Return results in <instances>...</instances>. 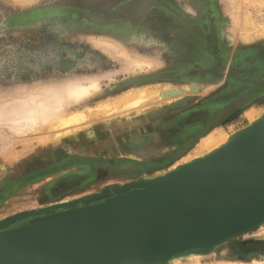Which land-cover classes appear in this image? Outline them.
Instances as JSON below:
<instances>
[{
	"label": "rangeland",
	"instance_id": "rangeland-1",
	"mask_svg": "<svg viewBox=\"0 0 264 264\" xmlns=\"http://www.w3.org/2000/svg\"><path fill=\"white\" fill-rule=\"evenodd\" d=\"M127 1L0 0V219L113 191L125 177L162 175L214 149L264 111V0H158L164 4H149L135 21L122 9ZM148 1L133 2L129 14L141 13ZM90 12L103 21L87 17ZM210 26L211 56L203 59V28ZM248 30L251 38L245 41L242 33ZM56 56L62 61L89 56L92 64L78 59L50 67ZM180 58L188 62L183 68H177ZM167 68L180 78L161 79L158 72ZM91 80L98 88L88 96L79 101L67 96L72 86ZM190 85L197 92L184 94ZM165 87L181 93L169 94L173 98L165 102L159 96ZM135 93L142 99L128 104L127 95ZM46 95L57 97L65 112L82 111L85 134L54 142L47 136L54 129L22 126L30 99ZM243 95L230 118L224 114L205 133H196ZM184 97L183 107H168ZM103 118H109V129ZM116 119L121 127L113 128ZM163 127L172 134L160 133ZM198 135L186 154L168 158ZM80 143L90 144L87 153ZM125 162L162 165L140 174L148 167L131 170ZM65 190L68 196L57 198ZM262 233L264 225L216 245L210 254L169 262L264 264Z\"/></svg>",
	"mask_w": 264,
	"mask_h": 264
},
{
	"label": "water",
	"instance_id": "water-1",
	"mask_svg": "<svg viewBox=\"0 0 264 264\" xmlns=\"http://www.w3.org/2000/svg\"><path fill=\"white\" fill-rule=\"evenodd\" d=\"M190 86L188 95L195 92ZM240 104L234 101L207 119V129ZM201 129L197 134L207 130ZM147 165L123 163L131 170ZM262 218L264 112L235 131L228 145L155 180L8 215L0 220V264H137L168 246L208 239L235 223L254 229Z\"/></svg>",
	"mask_w": 264,
	"mask_h": 264
},
{
	"label": "bare ground",
	"instance_id": "bare-ground-1",
	"mask_svg": "<svg viewBox=\"0 0 264 264\" xmlns=\"http://www.w3.org/2000/svg\"><path fill=\"white\" fill-rule=\"evenodd\" d=\"M248 33H250L249 30H248V32L246 31L245 34L242 33L243 38H244L243 40L247 41V40H249L251 38V34L252 33L250 34V36H249ZM235 34L237 35V33H235ZM254 34H255V32H254ZM96 82H97L96 80L95 81L91 80V81L87 82L86 84H83V83L82 84H75L70 89H68L67 96L71 97L72 101L73 100L74 101L82 100L83 98H85L91 92L95 91L98 88V85H97ZM190 87L188 88L189 90H190ZM188 89L186 87V89H184V90L182 89V92H184V94H185L186 92L189 91ZM193 89L197 90L196 87H193ZM169 90H170V87L169 88L165 87V90H164L165 92L163 91V93H159V96L162 97L165 100V102L170 101L169 98H173L172 97L173 95H169L170 93L171 94L175 93V92L173 93L172 90H170V91ZM195 92H197V91H195ZM55 94H57V93H55ZM141 94H143V91H141ZM139 96L140 95L137 94V93H135L133 95H127L128 98L126 99V101H127L128 104L136 105L138 100L142 99V97L140 98ZM44 97L41 96V97H36L35 99L32 98V100L30 99V104L27 103L30 106H28L29 108L27 107L28 109L26 108L27 112H25L23 114L25 119L22 117L23 118L22 121L24 122V123L22 122V126L29 125L30 128L32 127V128H35V129H40L41 123H42L43 125H46L47 129L48 128L49 129L50 128L54 129L53 130L54 132H50V134H48V132L46 133V134H48L47 136L49 138H51L52 141H54V142H60L59 140H62V139H65V138L75 139L81 133L85 132L84 131L85 127L82 124V121L86 118V116H85V114L82 111L65 112V110L63 111V110H61L59 108V106H58L59 103L57 102V97H55V96H51L50 97V96H47V95L44 96ZM242 99H243V97H241L237 101H241ZM184 102H186V99L184 98V100H183V98H182V99L177 100L175 102V104L174 103H172V104H174V106H176L178 104L183 105ZM22 108H24V107H22ZM133 109L136 110L135 112H139L140 111V107L133 108ZM137 114H141V113H137ZM261 116H262V114H260V116L258 115L257 119L255 117V120H253L251 122V124L255 123V121L260 119ZM107 120L106 121H105V119H104V121L102 120L103 123H104L103 127H106V128L109 129L108 124L111 123V122L109 121V118ZM110 120H112V119H110ZM118 120H121V119H118ZM118 120L116 119L115 122L113 123V125H112L113 128L114 127H118L122 123V121L116 122ZM209 125H210V122H207V124L204 127L207 129L209 127ZM119 127H121V126H119ZM242 129H243V127H242ZM30 130L31 129H29V132H30ZM233 137H234V133H232L230 136H227V137L223 138V140H221V142H219V145L217 147H215L214 149H210L207 152H205L204 154L202 153L201 156H197L193 160H195V159H197L199 157H203V155H205V154H209V153H211V152H213V151H215L217 149H220V148L228 145L233 140ZM87 144H89V143H87ZM87 144L80 143V145H79L80 147L82 146L81 148L84 149L83 151H86V153L89 150V148H91L90 144H89V146ZM193 160H191V161H193ZM178 168H179V165L173 167L171 169V171L169 170V171L165 172L162 175L161 174L159 175V174L152 173V174L148 175V177L150 176L149 178L148 177L147 178H138L137 180H140V179L155 180L156 178H159V177H161L163 175L169 174V173L175 171ZM129 179L125 180V183H124L125 185L121 184V186H119V188L125 187V186L131 184L132 182L136 181L134 179H133L134 181L132 179H130V180ZM84 199H86V198L80 199L79 201L77 200V202H81V200H84ZM72 202H76V201H70V202H66V203H72ZM56 205H59V204H56ZM51 206H53V205L44 206V207H48V209H49V207H51ZM44 207H40V208H44ZM35 209H38V208H35ZM28 210H33V208L28 209ZM28 210H25V211H28ZM16 213H19V212H16ZM4 218H1L0 220H2ZM263 225H264V218H262L259 221L257 226H263ZM248 227L249 226H247V228ZM247 228L243 227L242 223H240V222L239 223H235V224H232V225L226 227L225 229H223V230H221L219 232L214 233L213 235L208 236V239H207V237H205V239H200V238L199 239H193V240H189V241H185V242H182V243H178V244H175V245L168 246V247L164 248L163 250H161L160 253H159V251L155 252V253H159V254H157V255L151 254L150 256H148L146 258L145 261L139 262L137 264H165V263H167L169 261H172L174 258L190 257V256L199 257V256H202V255H206L208 253L210 254L211 252H213L212 251L213 247H215L216 245H219L221 243H226L227 241H230V240L232 241L234 239H237V237H239L241 235L244 236V235H246L248 232H250L252 230V229H247ZM245 229H247V230H245ZM262 234H264V233H262ZM248 254H251V253H248ZM117 264H126V263L118 262ZM169 264H170V262H169Z\"/></svg>",
	"mask_w": 264,
	"mask_h": 264
},
{
	"label": "flooded vegetation",
	"instance_id": "flooded-vegetation-1",
	"mask_svg": "<svg viewBox=\"0 0 264 264\" xmlns=\"http://www.w3.org/2000/svg\"><path fill=\"white\" fill-rule=\"evenodd\" d=\"M135 1H137V0H129V1H127V2H125L124 3V5L122 6V9H124V11H125V13H127V15H128V17H129V19H132V20H136L137 18H139V16L146 10V8L148 7V5L149 4H151V3H157V4H164L163 2H161V1H158V0H149L148 1V3L146 4V6L144 7V9L142 10V12L141 13H139L138 15H136V16H131L129 13H128V7L127 6H129L130 4H132L133 2H135ZM87 17H89L90 19H92V20H94V21H103V18H102V16L101 15H99V14H95V13H92V12H90V13H87ZM213 28L210 26L209 28H203V38H202V48H203V50H202V55H203V59H208L209 58V56H211L209 53V49H208V44H209V42H208V40H209V38L207 37V35L206 34H208V32H209V30H212ZM201 38V37H200ZM200 41H201V39H200ZM199 54H200V52H199ZM57 57V56H56ZM78 59H83L84 60V63L86 64V65H90V64H92V61L90 62L89 61V59H90V57L89 56H79V57H74V58H70V57H65V61H62L59 57H57V59L54 57L52 60V62L53 63H51V64H49V66L51 67V66H53V65H57V63L60 65H66L67 66V64H74V63H76V62H78ZM77 60V61H76ZM187 60L186 59H184V58H180L179 59V62H178V65H177V68L179 67V68H183L184 66H186V64L188 63V62H186ZM81 63H83V62H81ZM210 66V65H209ZM205 67H207V66H205ZM90 67L89 66H85V69H89ZM64 69H67V68H64ZM209 69V68H208ZM28 70V69H27ZM165 72V73H164ZM207 72V71H206ZM163 73V74H162ZM168 73V74H167ZM158 74L160 75V76H162V78L161 79H163V77H172V78H178L179 76H177L176 74H175V71L174 70H172L171 68L170 69H161L159 72H158ZM166 74V75H165ZM178 75H180V74H178ZM180 78V77H179ZM241 97H243V99L245 98V95H243V96H241ZM240 97V98H241ZM240 98H238V99H236L235 101H237V100H239ZM242 99V100H243ZM241 100V101H242ZM240 101V102H241ZM248 103V102H247ZM246 103V104H247ZM216 105H218V106H223L224 105V102H219V103H215ZM237 109V107H234L231 111H229V112H227L226 114H225V118L224 119H228V118H230V116H231V114H233L234 113V111ZM207 120V119H206ZM205 120V121H206ZM225 120V121H226ZM207 124V123H206ZM162 126V125H161ZM213 126H215V125H213ZM213 126H211L210 128H212ZM209 128V129H210ZM164 130V132H162L163 134H165V127H163V129H161V131H163ZM208 130V129H207ZM206 130V131H207ZM198 131V130H197ZM197 131H196V133H197ZM161 133V132H160ZM205 133V132H204ZM162 134V135H163ZM193 136V135H192ZM163 139H165V135H163ZM201 135H198V139H194L193 137L191 138V139H189L188 140V143L190 142H192V147L199 141V139H201ZM171 139H172V137H171ZM191 149V148H190ZM189 149V150H190ZM177 150V149H176ZM180 150V149H179ZM178 150V151H179ZM188 150V151H189ZM178 151H176L173 155H170V157H168L170 160L171 159H173L175 156L174 155H176L177 154V152ZM187 151V152H188ZM187 152H183L184 154H186ZM182 154V153H181ZM178 155V158H180V157H182L184 154H182V155ZM143 164H145V163H143ZM146 164H147V162H146ZM161 165H162V163H160V164H157V165H155V164H149L148 163V165L146 166V167H148L147 169H144L140 174H144V173H146V172H149V171H151V170H154V169H157V168H160L161 167ZM126 178V177H125ZM127 180V179H126ZM124 183V182H123ZM119 185H121V184H119ZM70 192L69 191H67V190H65V191H61L60 192V194L57 196V198H60V197H63V196H68V194H69ZM94 194H98L97 192H94ZM89 197V196H88ZM87 198V197H86Z\"/></svg>",
	"mask_w": 264,
	"mask_h": 264
},
{
	"label": "crops",
	"instance_id": "crops-1",
	"mask_svg": "<svg viewBox=\"0 0 264 264\" xmlns=\"http://www.w3.org/2000/svg\"><path fill=\"white\" fill-rule=\"evenodd\" d=\"M171 119L175 121V117H174V116L171 117ZM159 132L162 133V132H164V130H163V131H159ZM166 133H167V132L165 131V135H166ZM167 134H168V133H167ZM170 134H172V133L169 132L168 135L170 136ZM6 168H7L6 170H9V164L6 166ZM144 176H145V175H143V176H138V177L135 178L134 180H137L138 178H144ZM128 178H129V177H128ZM126 179H127V178H124L122 181L125 182ZM131 179H132V178H131ZM132 180H133V179H132ZM134 180H133V181H134ZM123 182H121L120 184H122ZM119 186H120V185H118V188H119ZM93 195H94V194H91V196H93ZM95 195H96V194H95ZM87 196H88V195H86L85 197H87ZM89 196H90V195H89Z\"/></svg>",
	"mask_w": 264,
	"mask_h": 264
}]
</instances>
